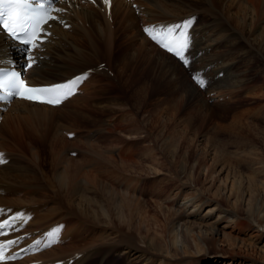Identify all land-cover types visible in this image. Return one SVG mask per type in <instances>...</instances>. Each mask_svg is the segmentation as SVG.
<instances>
[{
	"label": "bare ground",
	"instance_id": "obj_1",
	"mask_svg": "<svg viewBox=\"0 0 264 264\" xmlns=\"http://www.w3.org/2000/svg\"><path fill=\"white\" fill-rule=\"evenodd\" d=\"M145 1L148 17L200 13L201 8L207 11L210 22L198 27L199 39L216 48L214 54L222 57L219 69L226 68L212 89L230 96L234 88L238 93L241 89L245 95L236 100L241 104L249 97L257 96L260 101L264 98L262 84V90H258L259 84L245 88L255 73L264 75V0ZM64 17L71 23L70 28L63 30L55 26L59 39L45 45L43 52L47 53L46 49L65 40L83 65L96 66L103 60L109 61L112 83H119V94L103 99L99 96L103 91L101 88L94 92L99 98L82 97L80 87L79 93L59 107L13 101L3 114L0 150L7 151V155L5 163L0 164V205L21 209L29 215L26 224L31 230L44 231L51 226L44 235L48 246L41 256L45 260H58L83 252L73 263L88 261L95 264L93 260L97 257V264H104L103 261L113 254L124 260L122 264H170L183 258L194 260L216 248V257H219L212 264H264V242L260 246L246 244L245 239L227 231V228L237 229L252 223L250 226L264 239V103H256L259 106L250 113L246 111L247 114L242 108H235L233 120L222 128L223 131L214 123L216 112L213 107L210 108L212 113L207 115L205 112L209 108L205 101L194 106L196 110L185 122L188 128L192 127V131L188 129L189 133H203L202 140L207 145L200 149L208 158L205 163L199 158L190 159L191 149L195 148L191 137L189 142L181 146L174 144L170 149L166 147L165 139H150L151 129L160 127L161 133L169 126L163 111L171 109L173 116L175 104L158 100L149 109L142 105L154 86L152 78L179 67L176 60L164 54L154 58L146 47L148 40L137 32L138 39L131 32L123 34L120 20L131 19H125V12L120 8L113 9V14L107 16L99 6L71 3ZM118 34L131 37L138 44L129 43L125 53L115 54L113 60L111 54L118 53L121 44L122 37ZM217 42L222 43L219 49L214 46ZM0 43L8 44L2 34ZM235 63V69H231L229 64ZM251 63H257L256 68L245 70ZM53 65L39 59L30 70L29 81L53 83L69 78L79 70L73 68L70 73H61L63 76L49 78L44 71L51 70ZM187 94L194 98L202 93L196 86L189 85ZM232 101L235 100L222 102L229 104ZM164 102L166 105L162 107ZM118 111L123 113L118 120L121 125H115L116 121L112 126V131L118 128L122 134L114 138L121 144L116 154L100 145L103 140H109L106 136L102 140L99 135L102 126L95 128L97 134H85L82 129L92 118L91 112H111L115 116ZM108 116L107 122L114 117ZM138 116L144 120L140 121ZM257 119L262 121V126ZM70 128L82 132H72ZM229 143L235 150L226 147ZM78 149L84 150L81 160L65 157ZM159 149L169 151L168 158L161 160ZM165 165L178 168L173 179L179 183L168 177L159 183L157 192L150 197L135 194V184L144 173L162 174ZM242 166H245V173L239 169ZM111 175L118 179V184L109 182ZM170 183L175 187L172 189L177 208L162 203L163 199L171 198L172 192L160 197L161 189ZM64 223L71 226L64 229ZM58 227L61 240L57 239V244H53L48 234ZM218 240L231 250L256 245L255 248L262 251V260L236 261V256L230 258L218 246Z\"/></svg>",
	"mask_w": 264,
	"mask_h": 264
},
{
	"label": "rangeland",
	"instance_id": "obj_2",
	"mask_svg": "<svg viewBox=\"0 0 264 264\" xmlns=\"http://www.w3.org/2000/svg\"><path fill=\"white\" fill-rule=\"evenodd\" d=\"M112 30H113V27H112ZM113 34H114V32H112V35ZM123 34H125V32H123ZM117 36L118 37H122L120 39V41H119V44H120V42H121V44H120V48L118 49V53L116 52L118 56H121V55H123V53H125L126 49L129 47L128 45H130V44H132V45L133 44H138L137 40H136V42H134L131 37L127 38L126 35L118 34ZM114 37H115V40H116V43H117V38H116L115 35H114ZM148 44H150V43H148L146 41V47L148 49H150V53L154 54L153 55L154 58H157V56H159L160 54L167 55L164 52H162L161 50H159L158 48H156L154 45L151 44L150 46H148ZM64 45H67V46H64ZM46 50H47V53L42 51L40 53V55L43 56L42 60H44V59L47 60V64L49 66L54 64L51 70L48 69L47 71H44L49 78H53L54 76H55L54 78H57L60 75L63 76L64 74H61V73H70V71H72L73 68H78L79 69V70H76L77 73L89 68V66H88V67H85L84 69H80V66L83 65L82 64V60L80 59V57H78L76 55V53L73 50V48L70 46V44L67 41L65 42V40H63L61 42H56L54 47H51V49H46ZM50 50H51V52H50ZM130 50L131 49H129V51ZM131 51H133V50H131ZM136 59H138V57ZM175 62L178 63L177 61H175ZM246 62H247V60H245V63ZM255 65H257V63ZM255 65L253 63H251V65L245 70H251L253 68H256V67H254ZM178 66L179 67H175L168 74H164V75H159V76L153 77L152 78L153 79L152 83L154 84V86L150 89L149 94L146 95L145 98L143 99V104L142 105H143V107H145V109H149L150 107L152 108V105L154 106V104L158 100H162V101L166 100V101H169V102L171 101L172 103L175 104L174 108L176 110V113L173 116H171L172 115V113L170 111L171 109L169 110V109L166 108L163 111V113H164V117L163 118L165 119V114H166L167 118L165 120L170 123L169 126L167 128H164L161 131V133L159 131V130H161L160 127L151 129L150 139L151 140H155L157 138L165 139L166 147L170 149L174 144H179L181 146L182 144L189 142V138L191 137L192 140H193V144H194L195 148L191 149L192 155H190V159L199 158L201 163H205L207 161L208 157H206V155L200 149L201 146H206L207 145V142L205 140H202V134L203 133H199L198 132L195 135L189 133V131H192V127L188 128V124L185 122L186 120H188V115L191 116L192 112H194V110H196V108H194V106H197L199 103L202 104L203 101H205V100L203 98V94H200L198 97H194V98L187 97V95H188L187 92H188L189 85L193 86L194 84L187 78L184 70L180 69L181 66L179 64H178ZM97 73H101V72L97 71ZM56 74H58V75H56ZM254 75H255V77H254ZM254 75H253L254 78L252 77L251 80L248 81V83L245 85V88L248 87L249 85H252V84H254V85L262 84L264 86V82H263L264 81V75L260 74V73H255ZM88 77H90V75ZM97 84H104V86L101 87L100 85H97ZM118 84L119 83H116V81H113V83H112V81L110 82L109 80L102 79L101 81H99L97 83L92 82L89 85H85V87H84V85H82V87H81L82 91L80 92V94L82 95V97H90V95H91V96L98 97V98L100 96V98L102 97L103 99H106L107 95H113V96L117 97V94H119V86H117ZM101 88L103 90L102 94L100 93L99 96H96L94 92L97 89H101ZM109 90H111V91H109ZM83 92H85V93H83ZM107 92H109V93L106 94ZM217 94H218V96L223 95L221 92H217L216 96H217ZM242 96H244V94ZM254 97H249L247 99V97L245 96V98L247 99V102L245 101V103H243V104L238 102L237 104H230L229 103V105H228V104H224L223 102H221V106L224 107V109L217 108V106H212V105L208 104L205 101L208 104V108H209V110H207L205 113L207 115L212 113L210 111V108L213 107V110L216 112V115L214 116V123L216 125H218L219 127H221L220 130L223 131L222 128L224 126H226L227 123H229V122H231L233 120L232 113L235 110V108H236V110L238 108H240V109L242 108V110H243V112L245 114L246 111H248L247 113H250V112H252V110L255 107L259 106V105L258 106H256V105L258 104V102L260 100H258L257 96H254ZM241 98L243 99V97H241ZM225 99H227V97ZM232 102H234V101H232ZM164 105H166V103L163 104L162 107ZM227 105L229 107H227ZM131 108H132V106H131ZM201 109H203V107ZM262 109H263V115H264V106H262ZM145 112H147V111H145ZM108 115L114 116V113L108 112V113L103 114L101 112L100 113L91 112L92 118H90L91 120L89 119L90 121L88 120V122L86 123V125L84 127L85 129H82L83 132L85 134L88 133V132L96 133L98 131H96L95 128H99L100 129V126H102V129L99 132V133H101L99 135L102 136L101 137L102 140L106 136L112 141V140H114L115 137H118V135H122L121 133L119 134V131H118L119 129L118 128H116V129H114L112 131V129H113L112 126H115L116 124L117 125L118 124L121 125V121H118V120L121 118L123 113L122 112L119 113V111L116 112V115L113 117V119H111L109 122H107L106 119L109 117ZM116 117H120V118H117V120H114V118H116ZM138 119L140 121L144 120L140 116H138ZM116 121H117V123H115ZM258 122H260L261 126L263 125L261 120L258 121ZM114 123H115V125H114ZM209 125H212V124H209ZM188 129H189V131H188ZM78 130H79L78 128H75V129L72 128L70 131L77 132ZM82 130H79V131L82 132ZM110 131H112V132H110ZM121 139H123V138H121ZM228 140L236 142L234 139H228ZM106 143H107V141L103 140V143L100 144V145L103 148H105V147L107 148L108 147V150H110L112 153H115L114 149H112L114 147L109 148V146L115 145L116 143H118V141H115L112 144H106ZM118 144H120V143H118ZM226 147L229 150H235V146L232 145L231 143L226 144ZM137 148H139V150H140V148H141L140 144L137 145ZM75 152H76V154L72 155L74 153V150H72V151L69 152V155H67L65 157L68 158V159L72 158V159H80L81 160V158L83 156V155H81V152L84 153V150H79L78 149V150H75ZM159 152H160L159 156H160L161 160H164V159L168 158V156L170 154V152L167 151V150L162 151V150L159 149ZM145 165L150 168V165H148V164H145ZM239 169L243 173H245V166L239 167ZM174 171L177 172L178 168L177 167L168 168V166L165 165L164 166V170L161 171L162 174H158L157 173V175H156L153 172L148 171V172L144 173V175H142V177L144 179L148 178V177H151V176L155 177L157 180L154 183L158 184V186H159V183L165 182L168 177L171 180H173L174 182L179 183L178 181H175L173 179ZM167 172H168V176H167ZM120 177H123V175H121ZM142 177H140L139 180ZM181 182H184V181H181ZM143 185L144 184L141 185V183L139 182V186H141L142 188H144L148 192L153 189L152 183H149V185L147 187L145 185L144 186ZM173 186H174L173 183L165 185L163 187V189H161V191H160V194H161L160 197L161 198L165 197L166 194L170 193L171 192L170 189L175 188ZM179 189L182 191L181 188H179ZM188 192H190V191H188ZM182 194H183V192H182ZM150 195L148 197H150ZM165 200L166 201H170V199H165ZM165 200L163 199L162 203L164 205L168 206V207H172V205L169 206V205L165 204ZM173 207L177 208L178 204H175ZM175 216L176 215H174L173 217H175ZM150 221H153V219H151ZM250 225L248 226V224H247L245 227L244 226H242V227L239 226V227H237V229L236 228H232V227L231 228H227V231H230L231 235H233L235 237L238 236V237H241V238L245 239V243L246 244L249 242V243H255V244H257V246L258 245L260 246L264 242V239L262 237H259V234L256 233L254 228H252ZM218 237L222 238V235H219ZM57 239L61 240V231H60V229H59L58 238H56V240L54 242L51 241V243L53 242V244H55V243L57 244ZM217 244H218L219 247L223 248V250L226 251V254H228V256H230V258L232 256H236L235 257L236 261L238 259H239V261H242V259L244 261L245 260L249 261L250 259L259 260V261L262 260L261 259L262 251H259L257 248H255L256 245H253V246H250V247L249 246L248 247H246V246L243 247L242 246V247H240L238 249L234 248V249L231 250V247H228L226 245L222 246V244L220 243L219 240H218ZM239 245H240V242H239ZM215 250H216V248L215 249L214 248L210 249L204 255H199L198 258L194 257V260H188V259H191L189 257L187 259L183 258L181 260H173L172 262L174 264H212V263H214V261L218 260V257H219V256L216 257L217 253H215ZM111 256H113V254H111L110 257ZM118 259H119V261L122 264L124 260L121 257H118ZM191 261H195V263H193V262L191 263ZM172 262H169V263H172ZM238 264H240V263H238Z\"/></svg>",
	"mask_w": 264,
	"mask_h": 264
},
{
	"label": "snow or ice",
	"instance_id": "obj_3",
	"mask_svg": "<svg viewBox=\"0 0 264 264\" xmlns=\"http://www.w3.org/2000/svg\"><path fill=\"white\" fill-rule=\"evenodd\" d=\"M104 3L108 4L109 0H104ZM30 7V0H0V29L4 30L13 41L24 45L26 67H32L36 62L35 58L29 57L27 54L32 49L40 47L39 42L42 40L41 34L43 32L42 25L46 24L48 20L55 19L50 15L52 11L50 0L49 8L39 14L29 15L28 10ZM55 11L61 10L55 9ZM194 20V17H189L179 25L146 26L144 31L161 48L172 53L187 66L190 60L187 52L191 46L189 29L192 27ZM22 75V72L16 70L0 72V99H4L6 96L19 97L32 103L57 106L74 93L76 87L87 78L88 73H83L65 83L43 86L28 85L22 79ZM194 80L201 88L205 87L206 82L203 78L194 76ZM3 163H5L4 154L0 153V164ZM19 219H23L22 215L0 223V235L4 234V229L11 227ZM58 234L59 227L48 234L49 239L54 242ZM16 243L17 241L9 240L7 244H0V261L5 259L4 249ZM36 244L39 245V241ZM14 258L12 256L8 257V259Z\"/></svg>",
	"mask_w": 264,
	"mask_h": 264
}]
</instances>
